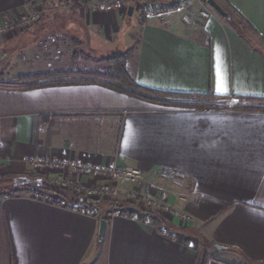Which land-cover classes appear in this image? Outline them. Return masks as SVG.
<instances>
[{
	"label": "crops",
	"instance_id": "0c3cea01",
	"mask_svg": "<svg viewBox=\"0 0 264 264\" xmlns=\"http://www.w3.org/2000/svg\"><path fill=\"white\" fill-rule=\"evenodd\" d=\"M101 1L0 0V26L31 11L43 16L28 32L0 35V74L12 75L0 82V185L18 193L0 192V264H194L201 252L207 264H264V104L249 100H264V0H216L231 21L198 18L203 0L193 11L177 0H119L112 10L97 8ZM148 5L161 8L143 15ZM130 6L140 17L123 53L136 82L212 95L225 108L162 106L75 75L51 80L71 84L20 88L24 77L75 73L86 56L69 63L61 44L94 52L121 31ZM30 156L137 167L144 180L122 185V205L137 191L192 221L165 236L151 223L106 216L100 238L107 207L89 215L52 205L41 189L51 183Z\"/></svg>",
	"mask_w": 264,
	"mask_h": 264
},
{
	"label": "built area",
	"instance_id": "2783aa9c",
	"mask_svg": "<svg viewBox=\"0 0 264 264\" xmlns=\"http://www.w3.org/2000/svg\"><path fill=\"white\" fill-rule=\"evenodd\" d=\"M194 0H182L177 6L188 9ZM119 5V0L101 1L97 8L112 10ZM160 8L158 7V10ZM154 11L150 12L153 14ZM203 18L210 17L207 12L200 13ZM42 18L39 11H31L23 14L14 20H8L0 26V35L17 33L33 28ZM236 103L231 101L229 107H235ZM33 168L34 172L50 181L51 185L57 190L68 193L72 198L78 200L74 202L64 196L51 195L48 197L49 203L57 207L68 209L74 212H85L93 215L100 210L94 205L96 202H108L109 206L101 215L121 216L136 221L151 223L150 218H144L139 208H145L160 215L164 220L171 224L180 223L181 225L189 224L192 216L184 211H178L172 205L155 199L149 195H143L137 191H131L127 195L124 205H119L122 196V185L139 184L144 180V173L137 167L126 166H106L101 164H83L76 161H60L49 156H30L26 160ZM93 177L97 181L92 185L83 183L80 178ZM91 203V204H88ZM163 235H171L168 227L160 231Z\"/></svg>",
	"mask_w": 264,
	"mask_h": 264
},
{
	"label": "trees",
	"instance_id": "16d2710c",
	"mask_svg": "<svg viewBox=\"0 0 264 264\" xmlns=\"http://www.w3.org/2000/svg\"><path fill=\"white\" fill-rule=\"evenodd\" d=\"M91 0H80V3H87ZM149 2H155L156 0H146ZM205 4H208V0H203ZM139 10L143 13V8L139 7ZM103 62L108 64V69L105 70V72H97V73H84L86 76H94L98 77L100 81H94V80H80L79 82H94V83H101L104 86L124 93L129 96H133L136 98H140L146 101H150L153 103H157L160 105H166V106H190L193 108L197 109H223L225 106L222 105H216L213 103H184V102H175L171 100H166V99H155V98H150L142 93V91L148 92L150 94H155L157 96H165L167 98L169 97H188V98H194V99H200V100H218L217 97L209 95V96H204V95H182V94H176V93H164V92H159V91H154V90H148L143 87H141L136 80L130 75L127 69V55L125 53L119 54L116 56H112L109 58H103ZM73 73L69 72H64V73H49V74H39L35 76H28L24 77L21 79V82H32L36 80H44V79H49V78H54V77H64V76H71ZM77 81H70V80H58V81H46L43 83H32L28 85H23L20 88H32L36 86H46V85H52V84H71ZM250 101H257V102H264V100H259V99H249ZM247 109H259L261 107H255V106H250L246 107ZM261 109H264L262 107ZM41 189H44L48 193H52L53 195H60L64 196L74 202H78V200L72 198L68 193H63L59 190H57L55 187L51 185H47L46 183L42 184ZM12 191L17 192L16 189H11ZM24 190H28L26 187ZM91 204V203H88ZM95 206L98 208H105L109 206L108 202H96L94 203ZM142 214H145L147 210L145 208H139ZM153 218L151 219L152 225H154L159 231H161L165 226L170 229L172 232L174 230V225L167 222L164 220L160 215L152 212ZM105 219V217H102ZM208 262V254L207 252H201L196 256L195 263L194 264H207Z\"/></svg>",
	"mask_w": 264,
	"mask_h": 264
},
{
	"label": "rangeland",
	"instance_id": "374dc122",
	"mask_svg": "<svg viewBox=\"0 0 264 264\" xmlns=\"http://www.w3.org/2000/svg\"><path fill=\"white\" fill-rule=\"evenodd\" d=\"M179 1L182 0H177V3H180ZM165 2V0H164ZM220 2V1H219ZM155 2H152V4H154ZM176 3V8L177 9H181L180 7L177 6ZM194 3L195 0L191 3V8L193 11L194 8ZM201 8L197 9L196 11H193L194 14H196L198 16V18L204 19L201 16V12H207L209 14V16H215L216 18L220 19V20H227V21H231V17H233V15H231L226 8V6L223 3H219L222 4V7L224 8V10L228 13V17H225L221 14H219L217 11H215L209 4H205L204 2H201ZM132 7V6H130ZM158 7L161 8V6H156V5H148L145 6L143 9V15H146L152 11L157 12L158 11ZM153 12V13H154ZM41 13V12H40ZM42 14V13H41ZM43 17V16H42ZM139 13L136 9V11L129 15L126 16V21L123 25V28L121 29V31L116 35L113 36V39L107 40V39H100L98 42H96V46H98L97 48H95L94 52L89 51V49H87L88 47H85L84 45H75L72 42L69 44H64L62 43L61 46V55H64V53H67L66 55L68 56V60L65 61H69V63H72V59H70V56H73V54H77L79 57L83 54V56H86V58H79L78 60H75V65L71 68H73L75 73H73V75L78 76V77H82V78H98V77H94V76H86L84 75V73H99V72H105V70L108 69V64L103 62L102 59L103 58H109L112 57L114 55H118V54H123V52H125L127 50L130 44L129 41V35L130 32L132 30H134L137 26L138 23V19H139ZM42 19V18H41ZM41 21V20H40ZM234 21V20H233ZM33 28H30L28 30L22 31V32H28ZM21 31L17 32V33H22ZM8 34V33H7ZM48 40H50L49 38H47ZM46 39H44L42 42H46ZM88 56H91L90 58L87 59ZM15 61V60H14ZM13 61V62H14ZM15 63V62H14ZM69 68V69H71ZM1 72V71H0ZM69 73H72L73 71H66ZM60 73H64V72H60ZM12 77V75H10ZM11 77H8L7 74L2 75L0 74V82H2L4 79L5 80H10ZM63 77V76H62ZM66 77V76H64ZM56 78V77H54ZM54 78H49V79H44V80H39L37 81V83H43L46 81H51L54 80ZM57 78H61V77H57ZM99 79V78H98ZM41 81V82H40ZM33 82L36 81H32V82H24V85H28V84H32ZM155 96V94H152ZM157 96V95H156ZM160 97H165V96H160ZM167 98V97H165ZM171 101H175V102H184V103H213L216 105H222L221 103H217V100H200V99H194V98H188V97H169L168 98ZM254 103H259V104H264V102H257V101H253ZM162 106H166V105H162ZM223 106V105H222ZM168 107H174V106H168ZM177 107V106H176ZM180 108H193L190 106H178ZM1 185H3L1 183ZM0 185V192L1 194H4V196H15L18 193L15 191H12L10 188L7 189V187L9 186H1ZM119 205H122L121 203ZM147 210V209H146ZM104 216V215H103ZM144 218H153V214L152 211L147 210V212L145 214H143Z\"/></svg>",
	"mask_w": 264,
	"mask_h": 264
},
{
	"label": "water",
	"instance_id": "95a60500",
	"mask_svg": "<svg viewBox=\"0 0 264 264\" xmlns=\"http://www.w3.org/2000/svg\"><path fill=\"white\" fill-rule=\"evenodd\" d=\"M208 4L215 10L217 11L219 14L225 16V17H228V13L223 9V7L216 1V0H208ZM134 11V8L133 7H130L129 8V15H131ZM106 224H107V221L106 219H102L101 220V223H100V232H99V235H100V238H102L103 234H104V231H105V228H106Z\"/></svg>",
	"mask_w": 264,
	"mask_h": 264
}]
</instances>
